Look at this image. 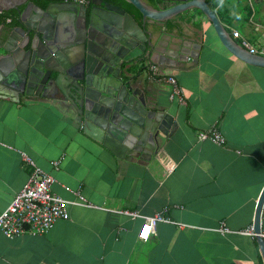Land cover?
Instances as JSON below:
<instances>
[{
	"label": "crops",
	"instance_id": "crops-1",
	"mask_svg": "<svg viewBox=\"0 0 264 264\" xmlns=\"http://www.w3.org/2000/svg\"><path fill=\"white\" fill-rule=\"evenodd\" d=\"M259 2L213 8L232 36L264 54ZM10 21L0 16V31ZM178 31L202 45L197 58L164 71L182 98H170L163 77L135 81L174 121L156 154L117 156L50 97L0 98V211L31 176L26 155L54 176L53 192L70 213L43 235L8 238L0 230V264H264L247 233L264 189V68L231 54L205 18L204 27L182 18L167 28ZM211 131L225 144L200 140ZM158 213L169 220L142 241L145 218Z\"/></svg>",
	"mask_w": 264,
	"mask_h": 264
},
{
	"label": "water",
	"instance_id": "water-1",
	"mask_svg": "<svg viewBox=\"0 0 264 264\" xmlns=\"http://www.w3.org/2000/svg\"><path fill=\"white\" fill-rule=\"evenodd\" d=\"M232 1L73 0L44 8L31 0H0V14L18 11L14 25L0 31V98L50 97L117 156L156 154L174 121L152 107L135 81L159 79L153 66L165 75L202 48L186 33L168 35L170 24L184 18L204 27L205 18L231 54L264 68V55L242 47L213 8ZM259 7L264 16V0ZM263 209L264 189L254 220L264 259Z\"/></svg>",
	"mask_w": 264,
	"mask_h": 264
},
{
	"label": "built area",
	"instance_id": "built-area-1",
	"mask_svg": "<svg viewBox=\"0 0 264 264\" xmlns=\"http://www.w3.org/2000/svg\"><path fill=\"white\" fill-rule=\"evenodd\" d=\"M234 38L240 39V45L248 49L253 54H261L251 43L239 32L234 31ZM159 67L153 66L152 71L158 77L167 79L172 84L173 89L170 92V98H182V89L175 77H166L161 75ZM201 141L211 139L214 142L223 145L225 138L218 131L210 133H200ZM26 163L32 167L31 176L25 187L15 196L12 203L5 211H0V230L8 237L14 238L24 234L43 235L49 233L58 220L70 219V213L67 208V201L60 195L53 192V185L56 180L53 175L41 169L32 159L24 155ZM53 166L56 169L60 167V161H55ZM85 201L83 197H80ZM132 217L139 216L138 213L127 212ZM169 219L163 214L158 213L154 216L145 218V222L140 231V239L148 241L155 233L159 223L166 222ZM222 231H229L225 226ZM250 235L256 236L254 227L247 231Z\"/></svg>",
	"mask_w": 264,
	"mask_h": 264
},
{
	"label": "trees",
	"instance_id": "trees-1",
	"mask_svg": "<svg viewBox=\"0 0 264 264\" xmlns=\"http://www.w3.org/2000/svg\"><path fill=\"white\" fill-rule=\"evenodd\" d=\"M31 1L36 2L45 8L50 2H62V1H69V0H31ZM108 1L121 2L122 0H108ZM17 15H18L17 10H11L9 12L0 14V16H2L3 18L5 17V19L10 18L13 21V23H11L12 25H14Z\"/></svg>",
	"mask_w": 264,
	"mask_h": 264
},
{
	"label": "flooded vegetation",
	"instance_id": "flooded-vegetation-1",
	"mask_svg": "<svg viewBox=\"0 0 264 264\" xmlns=\"http://www.w3.org/2000/svg\"><path fill=\"white\" fill-rule=\"evenodd\" d=\"M69 1H73V0H69ZM76 1L79 2L80 4H85V5H86L87 2L90 1V0H76ZM92 1H93V0H92ZM104 1H106V2H111V1H108V0H104ZM32 2H33V1H32ZM34 3L37 4L38 6H41L40 4H38V3H36V2H34ZM50 3H51V2H50ZM50 3H49V4H50ZM112 3H118V2H112ZM49 4H48V5H49ZM48 5H47V6H48ZM47 6H46V7H47ZM41 7H42V6H41ZM46 7H45V8H46ZM11 22H12V21H10V23H11ZM12 23H13V22H12Z\"/></svg>",
	"mask_w": 264,
	"mask_h": 264
}]
</instances>
